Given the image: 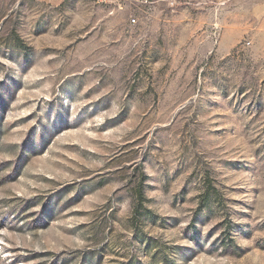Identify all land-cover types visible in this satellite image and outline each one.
<instances>
[{
	"label": "rangeland",
	"instance_id": "obj_1",
	"mask_svg": "<svg viewBox=\"0 0 264 264\" xmlns=\"http://www.w3.org/2000/svg\"><path fill=\"white\" fill-rule=\"evenodd\" d=\"M0 264H264V0H0Z\"/></svg>",
	"mask_w": 264,
	"mask_h": 264
},
{
	"label": "trees",
	"instance_id": "obj_2",
	"mask_svg": "<svg viewBox=\"0 0 264 264\" xmlns=\"http://www.w3.org/2000/svg\"><path fill=\"white\" fill-rule=\"evenodd\" d=\"M138 193H139V197L142 198V195H143V193H142V189H140V190L138 191Z\"/></svg>",
	"mask_w": 264,
	"mask_h": 264
}]
</instances>
